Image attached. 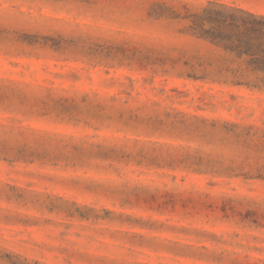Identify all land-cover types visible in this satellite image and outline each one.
Here are the masks:
<instances>
[{
	"label": "rangeland",
	"instance_id": "rangeland-1",
	"mask_svg": "<svg viewBox=\"0 0 264 264\" xmlns=\"http://www.w3.org/2000/svg\"><path fill=\"white\" fill-rule=\"evenodd\" d=\"M209 1L264 13L0 0V264H264V90L180 75Z\"/></svg>",
	"mask_w": 264,
	"mask_h": 264
},
{
	"label": "trees",
	"instance_id": "trees-1",
	"mask_svg": "<svg viewBox=\"0 0 264 264\" xmlns=\"http://www.w3.org/2000/svg\"><path fill=\"white\" fill-rule=\"evenodd\" d=\"M188 17V33L219 54L184 60L180 75L264 90V13L209 1Z\"/></svg>",
	"mask_w": 264,
	"mask_h": 264
}]
</instances>
